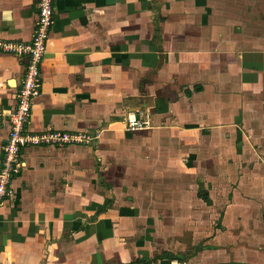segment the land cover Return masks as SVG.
<instances>
[{"label": "crops", "instance_id": "crops-1", "mask_svg": "<svg viewBox=\"0 0 264 264\" xmlns=\"http://www.w3.org/2000/svg\"><path fill=\"white\" fill-rule=\"evenodd\" d=\"M214 4L54 0L39 66L40 94L27 130L89 133L93 139L21 150L23 165L10 181L11 197L0 206V264H122L144 258L139 228L148 218L141 214L158 210L145 211L139 196L159 197L166 181L170 197L186 196L196 155L184 148L204 130L216 136L209 148H244L226 135L252 132L240 127L241 117L251 125L255 109L249 105L245 113L238 108L231 114L219 104L225 92L232 96L242 84L253 89L261 81L255 72L264 66V53L244 54L241 73L234 45L225 50L221 31L210 22L233 15ZM36 16L37 0H0V41L28 43ZM26 64L25 56L0 50V165ZM222 68L228 69L226 77ZM161 150L173 161L163 165V180L154 172L149 178L145 169L160 165ZM253 174L264 178V168ZM240 191L214 237L218 245L231 242L232 252L201 251L195 256L200 264H264V195L245 208ZM156 260L161 264L162 257Z\"/></svg>", "mask_w": 264, "mask_h": 264}, {"label": "rangeland", "instance_id": "rangeland-1", "mask_svg": "<svg viewBox=\"0 0 264 264\" xmlns=\"http://www.w3.org/2000/svg\"><path fill=\"white\" fill-rule=\"evenodd\" d=\"M211 1L215 3L213 6L221 5L226 13L233 15L216 16L210 22L212 27L215 26L216 30L221 31L220 39L224 41L225 50H229V47L234 45L233 54L236 56V62L241 64L242 73L245 66L244 58H242L244 54L264 53V0ZM238 58L239 60H237ZM227 70L226 68L221 70V74L225 77L228 75ZM259 72L262 74L261 81L254 84L253 89H250V84H247L248 86L242 84L241 88L232 96H229V91L225 92L224 100H221L219 104L222 110L231 114H238L239 109L243 114L245 113L243 109L249 108V105L250 108L255 109L256 117L253 118L254 121L251 125L248 124L244 116L241 117L242 125L240 127L242 129L246 127L247 130L252 128V132H241L240 136L226 135L227 139L231 135L235 136L234 143H243L244 148H238V146H235L237 148L234 149H231L232 146L230 148L226 146L224 150L215 149V147L209 148L208 144L216 140V136L209 134L206 130L197 134L198 141L184 148L187 152H193L192 154L196 155L195 161L191 165L193 179L192 182L191 180L187 182L186 196L182 198L170 197L167 181L166 188L161 190L159 197H157V193H154L157 195L155 196L152 192L139 196L138 199L145 211L148 209L152 211L154 207L158 211L155 213L146 211L141 214L148 219L146 224H141V228H139L142 233L140 237L143 240L138 246L142 248V245H146L147 255L144 258L138 256L135 260L133 259L134 261H126L122 264H156V259L160 257H162L161 264H200V259L196 260L195 256L200 258L201 251L205 253L225 252L226 254L232 252L231 242L226 240L225 246L222 243L218 245L215 243L214 237L218 230L223 229L222 224L225 219H229L227 206L234 198V193L237 189L241 190L240 200L242 202L240 206L245 208L252 201L251 198L264 195L263 176L255 177L253 174V172H260L264 168V66L256 67L255 73ZM200 127L203 129V125ZM232 136L231 138H233ZM177 149L179 153L183 152V149L176 148L175 150ZM162 153L159 155L160 165H152L151 169H145L147 174L152 172L158 174L157 176L161 180L168 170V166L163 165H168L167 159H169L164 151ZM179 158L177 159L179 160ZM151 176L153 177L152 174L148 175L149 178ZM157 184L158 182L155 181L154 186H158ZM159 184L163 185V181H160ZM145 186L146 184H142L143 188ZM132 201H135V198ZM169 207H172L173 212L170 210L171 214L168 216ZM188 208L192 210L187 212ZM176 221L179 222L176 223ZM132 251L133 249L130 252ZM210 257L209 259H211ZM188 258L193 259L187 261Z\"/></svg>", "mask_w": 264, "mask_h": 264}, {"label": "built area", "instance_id": "built-area-1", "mask_svg": "<svg viewBox=\"0 0 264 264\" xmlns=\"http://www.w3.org/2000/svg\"><path fill=\"white\" fill-rule=\"evenodd\" d=\"M54 0H37V16L28 43L0 41V50L16 56H25L27 64L17 88L16 106L9 116V132L2 146L0 165V206L11 197L10 181L19 173L23 163L20 153L23 148L33 146L66 147L88 143L93 139L89 133H69L47 130L30 133L27 126L33 101L40 94L41 78L39 66L46 52V39L53 24ZM130 124V123H129Z\"/></svg>", "mask_w": 264, "mask_h": 264}, {"label": "trees", "instance_id": "trees-1", "mask_svg": "<svg viewBox=\"0 0 264 264\" xmlns=\"http://www.w3.org/2000/svg\"><path fill=\"white\" fill-rule=\"evenodd\" d=\"M263 225H264V215H263Z\"/></svg>", "mask_w": 264, "mask_h": 264}]
</instances>
